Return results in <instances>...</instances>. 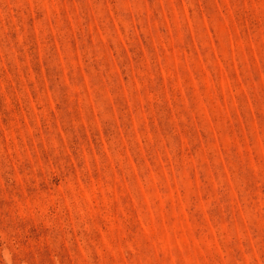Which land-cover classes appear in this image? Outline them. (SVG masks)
I'll list each match as a JSON object with an SVG mask.
<instances>
[{
  "label": "rangeland",
  "instance_id": "rangeland-1",
  "mask_svg": "<svg viewBox=\"0 0 264 264\" xmlns=\"http://www.w3.org/2000/svg\"><path fill=\"white\" fill-rule=\"evenodd\" d=\"M0 264H264V0H0Z\"/></svg>",
  "mask_w": 264,
  "mask_h": 264
}]
</instances>
